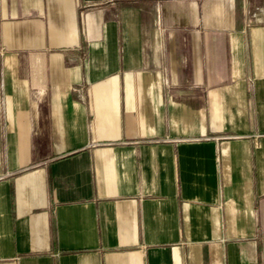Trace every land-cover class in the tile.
<instances>
[{"label": "crops", "instance_id": "0c3cea01", "mask_svg": "<svg viewBox=\"0 0 264 264\" xmlns=\"http://www.w3.org/2000/svg\"><path fill=\"white\" fill-rule=\"evenodd\" d=\"M0 264H264V0H0Z\"/></svg>", "mask_w": 264, "mask_h": 264}, {"label": "water", "instance_id": "95a60500", "mask_svg": "<svg viewBox=\"0 0 264 264\" xmlns=\"http://www.w3.org/2000/svg\"><path fill=\"white\" fill-rule=\"evenodd\" d=\"M86 1H96V0H86Z\"/></svg>", "mask_w": 264, "mask_h": 264}]
</instances>
